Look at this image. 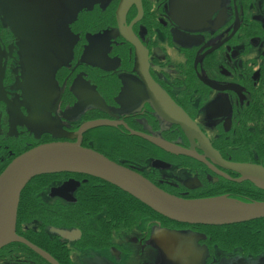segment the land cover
Listing matches in <instances>:
<instances>
[{
	"label": "flooded vegetation",
	"instance_id": "af4514ba",
	"mask_svg": "<svg viewBox=\"0 0 264 264\" xmlns=\"http://www.w3.org/2000/svg\"><path fill=\"white\" fill-rule=\"evenodd\" d=\"M0 53V174L66 143L178 198L264 203L247 175L264 178V0H0ZM44 176L0 264H264L232 236L264 219L180 224L91 176Z\"/></svg>",
	"mask_w": 264,
	"mask_h": 264
},
{
	"label": "water",
	"instance_id": "95a60500",
	"mask_svg": "<svg viewBox=\"0 0 264 264\" xmlns=\"http://www.w3.org/2000/svg\"><path fill=\"white\" fill-rule=\"evenodd\" d=\"M45 59L48 65L47 53ZM3 94L0 53V97ZM156 144L163 150H173V146L164 141H156ZM57 173H79L101 180L128 194L159 216L180 224L230 226L264 219V203L248 204L225 198H178L94 151L82 149L78 145L53 143L18 156L0 174V249L14 242L27 244L15 233L21 193L34 178ZM247 175L254 182L261 181L264 188V178L259 180L258 172L251 171Z\"/></svg>",
	"mask_w": 264,
	"mask_h": 264
},
{
	"label": "trees",
	"instance_id": "16d2710c",
	"mask_svg": "<svg viewBox=\"0 0 264 264\" xmlns=\"http://www.w3.org/2000/svg\"><path fill=\"white\" fill-rule=\"evenodd\" d=\"M47 179V176H39L34 178L33 180H31L27 186L25 187L23 193L21 194V198H20V204L18 207V221H20L21 219H23L24 217V213L22 211V207H23V198L25 197V192L28 190H37L40 188V186L42 185V183ZM104 183V182H102ZM107 184V183H104ZM107 186V185H106ZM128 199L141 205L142 207H144L145 209H148L147 207H145L144 205H142L140 202H138L137 200L133 199L131 196L127 195ZM97 198H99L100 200H102L104 197L103 195H99L97 196ZM129 205V203H128ZM237 233L232 234V236H234L233 238H238L240 239V241H244L245 245H243L245 248H248L249 246L255 245V248H258L259 246H264V227L263 229H259V228H255V229H247V230H236Z\"/></svg>",
	"mask_w": 264,
	"mask_h": 264
},
{
	"label": "rangeland",
	"instance_id": "374dc122",
	"mask_svg": "<svg viewBox=\"0 0 264 264\" xmlns=\"http://www.w3.org/2000/svg\"><path fill=\"white\" fill-rule=\"evenodd\" d=\"M51 180H52V177L51 178L47 177V179L45 180V182H47L49 184L51 182Z\"/></svg>",
	"mask_w": 264,
	"mask_h": 264
},
{
	"label": "bare ground",
	"instance_id": "6f19581e",
	"mask_svg": "<svg viewBox=\"0 0 264 264\" xmlns=\"http://www.w3.org/2000/svg\"><path fill=\"white\" fill-rule=\"evenodd\" d=\"M50 175V174H49ZM25 189V188H24Z\"/></svg>",
	"mask_w": 264,
	"mask_h": 264
}]
</instances>
